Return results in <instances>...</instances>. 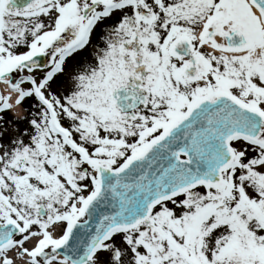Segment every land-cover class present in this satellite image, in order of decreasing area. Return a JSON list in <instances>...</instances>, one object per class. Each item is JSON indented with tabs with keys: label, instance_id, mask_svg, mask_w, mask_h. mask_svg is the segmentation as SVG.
Returning a JSON list of instances; mask_svg holds the SVG:
<instances>
[{
	"label": "snow or ice",
	"instance_id": "1",
	"mask_svg": "<svg viewBox=\"0 0 264 264\" xmlns=\"http://www.w3.org/2000/svg\"><path fill=\"white\" fill-rule=\"evenodd\" d=\"M0 84V264H264V0H0Z\"/></svg>",
	"mask_w": 264,
	"mask_h": 264
},
{
	"label": "bare ground",
	"instance_id": "2",
	"mask_svg": "<svg viewBox=\"0 0 264 264\" xmlns=\"http://www.w3.org/2000/svg\"><path fill=\"white\" fill-rule=\"evenodd\" d=\"M0 89H1V91H4V92L7 91L6 86L3 84H0Z\"/></svg>",
	"mask_w": 264,
	"mask_h": 264
},
{
	"label": "rangeland",
	"instance_id": "3",
	"mask_svg": "<svg viewBox=\"0 0 264 264\" xmlns=\"http://www.w3.org/2000/svg\"><path fill=\"white\" fill-rule=\"evenodd\" d=\"M9 115H11V114H9Z\"/></svg>",
	"mask_w": 264,
	"mask_h": 264
}]
</instances>
